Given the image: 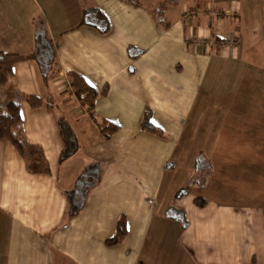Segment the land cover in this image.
Masks as SVG:
<instances>
[{
  "label": "crops",
  "instance_id": "1",
  "mask_svg": "<svg viewBox=\"0 0 264 264\" xmlns=\"http://www.w3.org/2000/svg\"><path fill=\"white\" fill-rule=\"evenodd\" d=\"M2 2L0 51L41 61L15 64L4 96L50 106L19 100L48 173L30 174L0 139V264H264V0ZM69 72L96 91V117L118 125L109 138ZM144 116L162 136L141 129ZM59 118L78 142L61 162ZM193 152L207 153L209 177L175 195ZM120 215L126 236L107 246Z\"/></svg>",
  "mask_w": 264,
  "mask_h": 264
},
{
  "label": "trees",
  "instance_id": "2",
  "mask_svg": "<svg viewBox=\"0 0 264 264\" xmlns=\"http://www.w3.org/2000/svg\"><path fill=\"white\" fill-rule=\"evenodd\" d=\"M98 15L104 21V29L106 30L108 28V23L105 17L100 12H98ZM91 26L97 28L95 25L91 24ZM47 51L48 54L51 55L50 50ZM30 60H35L37 63L41 64V61L34 53L27 55H17L0 51V87L5 86L10 82L12 78V68L15 64ZM42 79L44 82H46L48 79V76L45 75V72L43 74V71ZM68 87L70 92L76 98L77 103L95 122L100 134L104 139L109 138L118 130L119 127L117 124L96 117L94 113V101L97 93L88 83L85 82L83 78L75 73L69 72ZM104 92L105 90L102 89L101 93ZM10 94L14 95L15 97L7 102H3L0 99V139L6 140L12 144V146L17 150L24 160L26 169L30 174H46L49 172L48 165L40 147L29 144L23 135L21 117L19 113V100L26 102L31 108H39L50 105L46 99L24 95L17 92L16 90H12V93ZM57 127L62 140V148L59 154V161L61 162L72 156L77 151L78 142L72 129L63 118H59L57 120ZM140 127L151 134L162 136V131L151 122L148 116L143 117ZM200 161L201 158L198 156L196 159V167H199L200 170H203L204 165H202ZM203 182L205 181L203 180L202 183ZM77 183L79 182L77 181ZM86 187L88 188L89 186L86 185L85 188ZM179 192L182 193V195L186 193L184 190ZM67 195L70 196L71 193L67 192ZM167 215L170 219L175 220L181 227L186 224L182 212L178 209H175L174 207L168 208ZM126 233V220L124 215H120L115 223L114 234L111 237L105 239V245L114 246L119 244L126 236Z\"/></svg>",
  "mask_w": 264,
  "mask_h": 264
},
{
  "label": "rangeland",
  "instance_id": "3",
  "mask_svg": "<svg viewBox=\"0 0 264 264\" xmlns=\"http://www.w3.org/2000/svg\"><path fill=\"white\" fill-rule=\"evenodd\" d=\"M3 0H0V4H2L3 2H2ZM20 0H4V2L5 3H12V4H14L15 2H19ZM241 1V0H240ZM164 7V6H163ZM159 9H162V8H158V10H157V12H156V15H160L158 12H159ZM12 13H13V11H15V10H10ZM95 16H96V14H94ZM100 19V17H97V19H95V20H99ZM13 20V19H12ZM11 20V21H12ZM36 20H38V18L36 17ZM34 22H36L35 21V19H34ZM8 23V22H7ZM12 23V22H11ZM9 26V28L10 29H13V27H15V26H17V25H13V24H8ZM8 27H5L7 30H9V28ZM2 27H0V29H1ZM4 28V27H3ZM5 29V30H6ZM10 33H12V31H9ZM7 34H8V32L6 33V35L5 36H7ZM0 35H1V33H0ZM36 35H38V37H40L41 36V34L40 33H37L36 32ZM47 37V36H46ZM48 40V39H47ZM45 42H47L46 40H45ZM48 42H49V40H48ZM47 42V43H48ZM50 43V42H49ZM38 44H43V42L42 41H38ZM256 60V59H255ZM246 75H247V77H248V73H246ZM248 87H250L249 85H247ZM9 90V85H5V86H1L0 87V95L1 96H4V94H7V91ZM251 95H253V94H251ZM255 95V94H254ZM2 98V101L3 102H7V98L4 96V98L3 97H1ZM9 101V100H8ZM211 148H210V146H209V150H210ZM187 156H188V159H191L190 160V169H189V175L187 176V179L185 180L186 181V183H185V185L183 184L182 186H178L177 188H173V190L172 191H174V194L175 195H178V194H181L182 195V193H179V191H183V190H185V191H189V190H191L192 188H195V187H197V188H201V187H203L204 185H205V183H206V181H207V179H208V177H209V173L207 172V169H206V166L204 167V169L203 170H200L199 168H195V164L197 163L196 162V159H197V157L198 156H201V158L203 159V160H205L206 162H207V153H200V152H193V153H188L187 154ZM198 165H199V163H198ZM205 181V182H203L204 183V185H203V183H202V181ZM184 181V182H185ZM163 187H165L164 185H163ZM194 200H195V202H197L198 200L196 199V198H194ZM197 203H199V202H197Z\"/></svg>",
  "mask_w": 264,
  "mask_h": 264
},
{
  "label": "built area",
  "instance_id": "4",
  "mask_svg": "<svg viewBox=\"0 0 264 264\" xmlns=\"http://www.w3.org/2000/svg\"><path fill=\"white\" fill-rule=\"evenodd\" d=\"M232 43V40H223L222 43L226 44V43Z\"/></svg>",
  "mask_w": 264,
  "mask_h": 264
}]
</instances>
